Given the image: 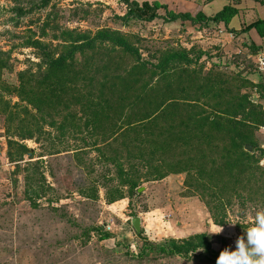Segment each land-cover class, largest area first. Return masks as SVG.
Instances as JSON below:
<instances>
[{
    "label": "rangeland",
    "instance_id": "1",
    "mask_svg": "<svg viewBox=\"0 0 264 264\" xmlns=\"http://www.w3.org/2000/svg\"><path fill=\"white\" fill-rule=\"evenodd\" d=\"M114 5V0H0V96L16 101L10 87L16 85L18 71H25L27 76L32 74L28 77L29 83L36 82L42 51L28 44L29 41L56 45L64 29L93 33L106 28L127 36L141 56L151 62L155 61L152 54L157 57L169 49L188 50L189 68L197 74L190 78L182 75L176 79L177 83L192 90L202 76L221 77L225 97L235 93L251 95L252 101L260 105L256 111L261 113L264 100L259 98L261 92L253 84H264V69L258 68L255 53L249 49L246 39H224L215 32V38H220L222 43L216 45L218 40H214L210 31L212 26H205L196 34L195 31L187 33L176 24L164 25L160 18L152 21L130 18L123 22L117 17L120 7L116 9ZM258 16H261L259 11L251 12L246 18ZM93 61L94 86L106 78H110L109 85L114 76L123 75L132 64L129 55L105 47L94 51ZM142 77L141 82L149 81L146 74ZM116 92L107 91L106 95L115 100ZM67 109L77 113L79 107L69 104ZM47 111L57 117L52 109ZM167 112L158 120L159 125L178 124L187 115L182 104L173 105ZM260 116H263L262 124L243 129L250 132L256 147L264 149V114ZM4 122L5 116L0 111V264H216L208 250L206 254L197 249L186 256L159 250L171 238L186 234L179 231L182 225L191 226L192 233L205 232L211 248L235 250L227 238L207 232V222L212 223L210 216L196 192L182 184L184 173L142 181L146 168L139 167L137 187L131 193L125 187L121 198L106 202L104 188L97 182L94 198L91 187L94 179L104 173L102 164L108 163L98 152L74 156L61 148L50 155L44 138L38 142L22 139V143L33 148L31 160L36 163L27 170L16 171L5 156ZM117 125L111 118H105L101 128L96 129L94 139L108 141L109 145L103 146V154L115 157L125 166L126 145L136 143L140 134L145 135L144 131L148 132L149 128L132 133L126 132L124 126L115 129ZM114 134L117 137L112 140ZM96 143L103 145L98 140ZM67 145L66 149H71L81 146L82 142L68 136ZM256 147L254 154L260 159L263 154ZM182 149L175 146L168 153L173 156ZM108 167V175L113 176V167ZM39 172L43 177L42 189L36 187L39 182H33ZM110 185H115V181L106 187ZM257 185L259 191H264V178ZM32 188L37 189V195L31 196L34 205L24 198L30 193L26 190ZM237 210L233 207L229 211L232 224L236 220L248 222L247 226L252 224L251 212L242 220ZM134 216L141 222L137 233L130 225V218ZM247 226L237 228L245 238Z\"/></svg>",
    "mask_w": 264,
    "mask_h": 264
},
{
    "label": "trees",
    "instance_id": "2",
    "mask_svg": "<svg viewBox=\"0 0 264 264\" xmlns=\"http://www.w3.org/2000/svg\"><path fill=\"white\" fill-rule=\"evenodd\" d=\"M120 1L125 5V12L117 17L123 22L130 18L150 21L159 17L163 21L180 19L204 25L210 21L222 22L226 26L237 12V8L229 3L209 17L202 14L199 6L190 13L165 11L163 16L157 13V9L162 7L158 3ZM254 1L264 4V0ZM251 28L258 36H264V17L237 30L226 27L234 35ZM60 33L61 39L56 45L37 40L28 42L42 51L36 82L29 83L28 77L32 74L27 76L25 71H18L17 83L10 87L16 101L0 96V111L5 116V156L14 164L16 171L21 168L27 170L36 163V160H31L33 148L20 140L34 139L38 142L44 138L48 143L47 154H55L64 148L61 151L69 150L74 156H87L95 150L108 162L101 163L104 173H100L91 184L94 198L97 196V182L104 188L106 202L121 198L125 187L131 193L138 185L140 177L136 173L139 167H145L142 181L184 173L182 184L196 192L213 224L224 226L232 223L229 211L233 207L238 209V218L242 220L248 211L251 212L252 222L258 209L264 208V191L257 189V182L264 178V149L256 147L250 132L243 127L263 123L260 115L264 114V108L260 107V114V109L256 111L260 106L258 101H252L251 95L246 93L225 97L221 77L202 76L192 90L177 83L176 79L182 75L190 78L197 74L189 68L191 55L188 50L169 49L157 57L152 54L155 61L151 62L142 57L138 47L117 30L99 28L90 33L64 29ZM247 45L256 53V45L250 42ZM103 47L129 55L132 64L123 75L114 76L109 85L110 78H106L94 86V51ZM195 57L199 58L198 55ZM143 74L149 81L141 82ZM262 75L264 80V73ZM253 87L259 92L264 91V84L256 83ZM107 91L112 94L117 91L116 99H109ZM144 101L147 104L143 105ZM69 104L79 107L77 113L67 109ZM178 104L187 109L186 117L178 123L180 126L167 122L159 125L158 120L168 114L167 109ZM48 108L57 114L56 118L47 111ZM105 118L119 124L115 129L124 126L126 132L135 133L149 128L148 132L144 131L145 135L140 134L141 138L136 143L126 145L125 166L115 157L103 154V146L109 145L108 141L94 139L96 129L101 128ZM68 136L77 138L82 145L66 149ZM116 137L114 134L111 139ZM97 140L103 145H97ZM245 144L250 145V151L244 149ZM175 146L184 149L171 156L169 153ZM255 147L260 155L263 154L262 158L254 154ZM109 165L113 167V176L108 175ZM37 174L38 179L33 182H39L36 187L42 189L43 177L40 172ZM111 181H115V185L106 187ZM28 191L29 195L24 198L34 205L31 196L37 195V189ZM247 223L233 222L236 228L247 226ZM212 248L208 235L196 232L171 238L159 250L186 256L202 249L206 254L208 251L212 253V259L217 260L221 250Z\"/></svg>",
    "mask_w": 264,
    "mask_h": 264
},
{
    "label": "crops",
    "instance_id": "3",
    "mask_svg": "<svg viewBox=\"0 0 264 264\" xmlns=\"http://www.w3.org/2000/svg\"><path fill=\"white\" fill-rule=\"evenodd\" d=\"M114 1H115V5H114L115 8L117 9L120 7L119 9L122 10V11L121 10L119 11L118 15H122L125 12V5L120 0H114ZM134 1H136L137 3H140L142 1H147L148 3L155 2V3L160 4L162 7H159L157 9L158 15H163L165 11L172 12V13H190L196 8V6H199L202 14H204L207 17L212 16L223 5L231 3L237 8V12L234 16L230 18L226 26L222 22L215 23V22L209 21L204 25V24H198V23L193 24L188 20L175 19L173 21H163L161 18L160 19L164 25L165 24H176L177 26H181L183 30H186L185 32L187 33L195 31V33L197 34L198 31L200 29L202 30V28L205 26H207L208 28L213 27L210 31H212V36H214V40H218L216 41V45H222V43H220L219 41L220 38L218 39L215 38V35H216L215 32H218L219 35L224 39H227V38L231 39L235 37V38H240L243 40L244 38V40L245 39L247 40V43L250 42L258 47L255 53L256 58L259 54L264 55V36L262 37L258 36L253 28L249 29L246 32H241L237 35L229 33L226 29L227 27V28H232V29L237 30L242 25H245L257 18L264 17V4H260L254 0H134ZM257 11L260 12L261 16H258L252 19L246 18L248 17V14H250L251 12H254L257 14ZM158 18L159 17H155L152 20L158 19ZM260 92L263 95H261L259 98H263L264 100V91H260ZM256 98L259 99L258 96ZM262 108H264V105L262 106ZM139 223H141L140 218H139ZM207 223H208V226L206 230L209 233H212V230L218 226L210 222H207ZM250 226L251 225H248L245 229L247 230V228ZM190 228L191 226L189 225L187 227H184V225H182L179 228V231L181 232L184 231L186 232V234L176 236L175 238H181V237L186 236L187 234H191L192 231ZM222 228H223V231L218 235H221L222 237L227 238L231 246L235 245L236 239L242 236L239 233V229H237L232 223H228L222 226Z\"/></svg>",
    "mask_w": 264,
    "mask_h": 264
},
{
    "label": "clouds",
    "instance_id": "4",
    "mask_svg": "<svg viewBox=\"0 0 264 264\" xmlns=\"http://www.w3.org/2000/svg\"><path fill=\"white\" fill-rule=\"evenodd\" d=\"M234 225V224H233ZM222 226H217L211 234H220ZM235 250L225 248L216 264H264V209L258 210L245 236L236 239Z\"/></svg>",
    "mask_w": 264,
    "mask_h": 264
},
{
    "label": "water",
    "instance_id": "5",
    "mask_svg": "<svg viewBox=\"0 0 264 264\" xmlns=\"http://www.w3.org/2000/svg\"><path fill=\"white\" fill-rule=\"evenodd\" d=\"M244 149L246 151H250L251 150V147H250V145L245 144L244 145ZM130 225H131V227H132V229H133V231L135 233L139 232L140 231L139 217H137V216L131 217L130 218Z\"/></svg>",
    "mask_w": 264,
    "mask_h": 264
},
{
    "label": "built area",
    "instance_id": "6",
    "mask_svg": "<svg viewBox=\"0 0 264 264\" xmlns=\"http://www.w3.org/2000/svg\"><path fill=\"white\" fill-rule=\"evenodd\" d=\"M256 64L258 65V68L260 69H264V55L263 54H259L256 58Z\"/></svg>",
    "mask_w": 264,
    "mask_h": 264
}]
</instances>
